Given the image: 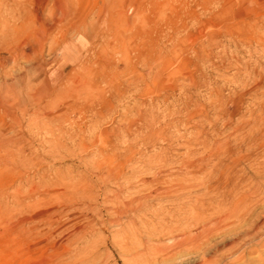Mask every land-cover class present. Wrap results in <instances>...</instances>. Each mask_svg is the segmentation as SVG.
Here are the masks:
<instances>
[{
    "label": "rangeland",
    "instance_id": "rangeland-1",
    "mask_svg": "<svg viewBox=\"0 0 264 264\" xmlns=\"http://www.w3.org/2000/svg\"><path fill=\"white\" fill-rule=\"evenodd\" d=\"M71 6L34 62L0 48V264H148L151 227L211 199L231 203L211 245L239 246L215 258L264 264L244 234L264 220V0Z\"/></svg>",
    "mask_w": 264,
    "mask_h": 264
},
{
    "label": "bare ground",
    "instance_id": "bare-ground-1",
    "mask_svg": "<svg viewBox=\"0 0 264 264\" xmlns=\"http://www.w3.org/2000/svg\"><path fill=\"white\" fill-rule=\"evenodd\" d=\"M2 1L3 2L0 5V48H1V50L3 49L4 51H5V49H8L9 51L13 52V61L12 62L15 65L16 64L18 65L20 63V60H22V62L24 60V61H26L28 63H30L32 61L34 62V57H35L36 54H38V49H41L42 48L41 47V40H40L39 37H37V34H36L37 33L36 30H38L40 27L43 26V27L46 28V30H48L49 32H52V30H57L56 27L58 26L59 27V30L62 29V31L60 33H62L63 36H67L68 35V27L71 26L72 25V22H73L71 19H73L74 13H72V12H74L75 9H74V7L72 8L71 5H72V3H73L74 0H45L44 4H42V6H41V11H47L49 13V15H51V14H53L52 12L54 10H56L60 14L59 16L56 14V17L57 18H55V20H53L52 22L49 21L47 18H42V16L40 15V13H39L38 10H36L35 8L33 9V7H30L29 6L31 0L30 1L29 0H20V1L19 0H2ZM50 4L52 5V7L47 8V6L50 5ZM48 17H50V16H48ZM83 17L84 16L81 15V19H83ZM45 28H43V30ZM31 33H33V34L31 35ZM54 33H55V31H54ZM26 34H27V40L26 41L25 40H21V37L23 35H25V37H26ZM63 38H65V37H63ZM49 43H51V41ZM24 46L25 47L28 46L29 47V51L25 50L24 49ZM51 46H53V45H51ZM39 54H40V51H39ZM48 57H50V56H48ZM38 59L40 60L39 57H38ZM4 61H5V59H4ZM58 61H57V63H58ZM29 68H30V66H29ZM37 68H40V67L37 66ZM7 69H9V68H7ZM16 70H17V68H16ZM16 74H18V73H16ZM25 85H26V83H25ZM32 87H34V86H32ZM2 88H4V87H2ZM20 88H22V87H20ZM51 89H52V87H51ZM43 92H45V91H43ZM47 93L45 95H47ZM15 94H17L16 91H15ZM37 101H40V100H37ZM18 102H19V100H18ZM32 102H34V101H32ZM42 110H44V109H42ZM150 187L151 186H149V188ZM200 200H202V199H200ZM204 201L205 200H203V202ZM199 202H201V201H199ZM214 202L211 199L210 201H205L202 205H200V203H199L200 206H191L193 202L189 206L188 205L187 206H182L185 209V211L183 213L184 216H182V217L181 216L180 217H176L175 214H173V216H172V219H174L173 220L174 223H176V225H175L176 227H173V228L164 227L163 225L158 224V222L156 224H154L153 226L151 225L152 226L151 227V229H152L151 231H153L152 232L153 236L157 235V237H158V235H160V233H164L163 239L167 240L168 244L167 245L165 244V246H161V247H159V246L158 247H155L154 249L150 250L148 253L147 252H144V254H143L141 252L142 253L141 256H143V258L144 257L146 258L145 255H147V256L151 257L152 259H156V261L159 258H162L163 259L162 260V263L163 264H173L174 261L177 260V256H179L181 253H185V254H183L184 256L185 255L186 256L195 255L196 258L192 262L191 261L190 262L189 261H187V262L184 261V263L182 262L181 264H221V262L223 261V259H225V256H222L221 255V260L217 258L218 259V261H217V259L215 258V256H216V254L218 252L220 253L223 249H225V248L227 249L228 248L229 251L233 250V256L236 255L239 252V250H237V249L235 250L234 248L239 247V246L234 247L235 244H236L234 241H232L231 243H227V244L224 243L223 245H221V247H218V245H216V246H212L211 245L210 238H212L217 232H220L221 231V224L226 219H228L230 217L229 215L224 214V211H226V210L228 211V209L231 208V205H230L231 203L228 202L229 204H226L227 203V200L225 201V199H224V201L219 202L216 205V207L213 205ZM131 208L133 209V207H131ZM160 208H162V207H160ZM180 209L178 208V210H180ZM136 210L139 211V209L137 207H136ZM174 212H177V211H174ZM158 214L159 215H156V218L153 221H159L158 220V216H160V213H158ZM153 216H155V215H153ZM262 221H264V220L262 219ZM262 221L260 220L259 223L256 222L257 225L254 224L255 225L254 228H252L253 225H250V223H247V222L244 221L245 223L249 224L248 227H249V229H251V230L246 231L244 234L246 236L253 235V236H255V239H257L258 237H260L259 235H261V233H260L259 229H262V233L264 232V225H263ZM157 225H160V226L157 227ZM149 236H152V235L150 234ZM165 237H167V239ZM145 238H143V239H145ZM144 246H143V248H144ZM135 248H138V247H133L134 250L133 249L132 250L134 252H136V250H137V249L135 250ZM143 250H148V249H145L144 248ZM138 251H139V248H138ZM141 256H139V257H141ZM237 256H236V258H237ZM137 257H138V255H137ZM134 258H135V256H134ZM143 258H142L141 261L142 262L144 261L143 263L148 262V264H149V261H150L149 258L147 257L148 260H145V259L143 260ZM181 258H184V257L181 256ZM140 259L141 258H139L138 260L140 261ZM189 259H191V258L189 257ZM185 260H187V259H185ZM152 263H154V262H152ZM157 263H159V262L157 261ZM159 264H161V263H159Z\"/></svg>",
    "mask_w": 264,
    "mask_h": 264
}]
</instances>
